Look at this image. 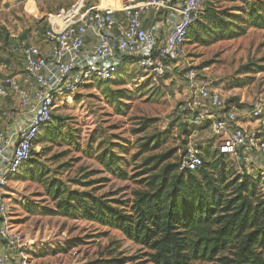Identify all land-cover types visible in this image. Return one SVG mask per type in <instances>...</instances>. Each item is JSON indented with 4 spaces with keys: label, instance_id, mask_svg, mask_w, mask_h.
I'll return each mask as SVG.
<instances>
[{
    "label": "rangeland",
    "instance_id": "obj_1",
    "mask_svg": "<svg viewBox=\"0 0 264 264\" xmlns=\"http://www.w3.org/2000/svg\"><path fill=\"white\" fill-rule=\"evenodd\" d=\"M34 1L37 18L26 13V0H0V75L22 72L20 46L41 44L49 28L47 15L68 12L78 0ZM93 1L84 0V6ZM252 1L257 0H206L204 16L246 24L243 8ZM183 49L178 65L184 63L209 79L241 117L264 105V29L248 27L239 37L209 45L196 43L191 30ZM178 68L153 80L131 60L112 79L85 83L56 100L31 158L5 189L9 219L25 240L24 264H87L121 257L133 258L126 264H137L140 247L118 230L54 213L56 201L48 183L60 190L131 200L134 190L144 188L139 182L146 175L141 174L146 157L167 153L170 161H178L188 143L201 147L205 160L216 152L210 122L191 125L182 112L185 95ZM244 122L264 134V110L259 118ZM183 123L192 126L190 135L181 131ZM103 150L120 157L125 178L101 163ZM33 174L41 177L34 179Z\"/></svg>",
    "mask_w": 264,
    "mask_h": 264
},
{
    "label": "built area",
    "instance_id": "obj_2",
    "mask_svg": "<svg viewBox=\"0 0 264 264\" xmlns=\"http://www.w3.org/2000/svg\"><path fill=\"white\" fill-rule=\"evenodd\" d=\"M94 0L66 20L64 27L54 26L43 33L45 50L20 46L24 85L7 77L0 84V97H11V108L0 111V264H24L23 235L9 219L6 187L31 158L39 136L49 126L60 97H69L80 85L107 81L119 74L130 61L153 80L178 68L185 100L182 112L191 125L209 121L217 139L216 150L227 156L240 173L256 180L264 192V134L250 128L245 120L257 119L261 103L246 116L227 102L209 79L196 69L178 63L183 60L184 42L190 27L201 14L205 0ZM36 9L29 12L26 9ZM25 11L37 18L34 0H26ZM122 12L117 20L115 12ZM147 12L161 15L167 31L159 41L143 27ZM201 147L188 143L182 165L189 171L202 164Z\"/></svg>",
    "mask_w": 264,
    "mask_h": 264
},
{
    "label": "trees",
    "instance_id": "obj_3",
    "mask_svg": "<svg viewBox=\"0 0 264 264\" xmlns=\"http://www.w3.org/2000/svg\"><path fill=\"white\" fill-rule=\"evenodd\" d=\"M243 9L246 24L214 14L205 17L202 8L188 34L192 30L196 43L209 45L239 37L248 27L264 29V0L249 2ZM191 127L180 125L188 135ZM183 153L174 162L167 153L146 157L141 173L146 175L139 182L144 188L134 190L131 200L60 190L49 182L56 201L53 211L118 230L140 247L137 264H264V192L258 182L238 172L217 150L206 160L202 152V164L194 171L181 168ZM99 159L112 173L126 177L119 156L103 150ZM132 259L87 264H126Z\"/></svg>",
    "mask_w": 264,
    "mask_h": 264
},
{
    "label": "crops",
    "instance_id": "obj_4",
    "mask_svg": "<svg viewBox=\"0 0 264 264\" xmlns=\"http://www.w3.org/2000/svg\"><path fill=\"white\" fill-rule=\"evenodd\" d=\"M115 1H116V4H119V2H120V0H115ZM135 1H138V0H135ZM82 2H83V0H78L73 5L71 10L68 12H64V10H62L58 15L48 14L47 15L49 17L48 19L50 20V22L54 26L58 25V23H59L60 27H64V23L66 22V20H69L72 16H74L77 13V10L81 6ZM87 5L88 4H86L85 6H87ZM114 16L116 17L117 20H120V21L123 20V18H124L122 12H120V11L115 12ZM142 24L146 30L154 33L157 40L161 41L164 38L166 31H167V26L164 24V20H163V17L161 15L154 14L153 12H147L146 15L142 19ZM25 45L38 47L39 50H41V51L45 50V45H44L43 41L41 42V44H38L37 46L29 45V44H25ZM7 77H13L16 79V81L18 82L19 85H24L22 72H19L17 74H11V75L7 74L6 76L0 75V84L1 85H2V81ZM11 101H12V99L9 96L8 97H0V111L10 109L11 108ZM255 163L256 164L257 163H264V157H259L257 160H255Z\"/></svg>",
    "mask_w": 264,
    "mask_h": 264
},
{
    "label": "bare ground",
    "instance_id": "obj_5",
    "mask_svg": "<svg viewBox=\"0 0 264 264\" xmlns=\"http://www.w3.org/2000/svg\"><path fill=\"white\" fill-rule=\"evenodd\" d=\"M108 1L107 0H102V3H107ZM26 9L29 11V12H34L36 9L32 8V10L29 8V5H26ZM37 12L39 14V10L37 8Z\"/></svg>",
    "mask_w": 264,
    "mask_h": 264
},
{
    "label": "water",
    "instance_id": "obj_6",
    "mask_svg": "<svg viewBox=\"0 0 264 264\" xmlns=\"http://www.w3.org/2000/svg\"><path fill=\"white\" fill-rule=\"evenodd\" d=\"M23 38H24V35L21 36V39H23Z\"/></svg>",
    "mask_w": 264,
    "mask_h": 264
}]
</instances>
